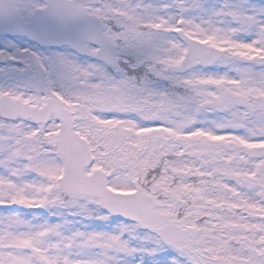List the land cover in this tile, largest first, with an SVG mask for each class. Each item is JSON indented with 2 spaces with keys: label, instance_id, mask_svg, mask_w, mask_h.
Returning a JSON list of instances; mask_svg holds the SVG:
<instances>
[{
  "label": "snow or ice",
  "instance_id": "1",
  "mask_svg": "<svg viewBox=\"0 0 264 264\" xmlns=\"http://www.w3.org/2000/svg\"><path fill=\"white\" fill-rule=\"evenodd\" d=\"M138 7L104 0L0 4V24L44 43L69 37L78 51L97 60L80 63L30 49L16 55L0 51V59L24 65L0 69V207L46 210L49 217H58L52 222L35 214L28 219L20 212L0 213V264H264V216L237 210L221 220L205 219L197 224L198 231H189L197 223L192 206L175 197L160 198L157 185L167 179L165 162L151 167L153 161L131 147L134 136L103 144L95 136L102 131L97 121H125L140 129L167 126L114 106L117 93L131 98L153 78L151 50L127 46L121 39L123 27L113 20L114 10ZM161 10L165 16L159 15ZM168 17L181 28L197 18L202 26L223 25L237 42L264 47V9L227 2L210 9L207 0H173L162 3L151 19ZM74 27L79 28L75 36ZM242 29L250 39L236 36ZM72 104L80 107L72 109ZM250 120L254 137L247 130L217 134H240L264 143V116ZM229 186L241 191L235 183ZM122 191L136 194H113ZM20 195L45 206L11 202ZM241 196L264 209V172ZM232 202L239 203V198ZM228 220L250 230H225Z\"/></svg>",
  "mask_w": 264,
  "mask_h": 264
},
{
  "label": "rangeland",
  "instance_id": "2",
  "mask_svg": "<svg viewBox=\"0 0 264 264\" xmlns=\"http://www.w3.org/2000/svg\"><path fill=\"white\" fill-rule=\"evenodd\" d=\"M164 2L171 4L173 0H115L114 2L121 6L139 5L132 12H126L122 8L114 10L113 19L116 24H121L123 27L121 39L125 44L129 47H148L151 50L149 59L154 61L150 68L153 73L152 80L147 82L145 87L137 90L131 98L117 93L114 106L144 121H152L154 125L158 124L155 121H160L167 126L140 129L135 124L125 121H97L102 131L95 133V136L102 144L106 140L123 141L128 136H134L131 147L146 155L157 167L162 159L169 156L170 160L165 165L171 171L170 176L174 175L176 178L170 177V181L168 178L165 179V186H160L163 182L158 184L161 189L160 194L164 195V200L175 197L181 205L192 206L191 210L197 218V223L189 226L190 231L199 230L197 224L204 222L209 209H213L212 206L215 209L213 213L215 220L231 217L237 210L245 214L251 213L254 217L264 216V209L250 204L241 196L242 191H250L254 184L260 181V173L264 172V161L248 159L249 152L264 143L250 142V139L240 134H217L232 131L243 133L247 130L252 137L256 135L252 131L253 122L250 118L255 117L259 120L264 116V103H262L264 102V68H261L259 63L264 57V47L237 42L233 34L223 25L212 23L202 26L199 18L193 22L185 21L182 28L174 17L154 22L151 17L155 16L157 9ZM224 2L243 3L249 10L253 7L264 9V0H207V5L212 9ZM171 11H175V8ZM141 12L143 17L139 15ZM159 15L165 16L166 13L161 10ZM121 18H124L123 24ZM177 31L220 49L225 53V58L211 67L183 70L182 62L186 47L176 36ZM244 33L245 30L242 29L236 36H241L244 40L250 39ZM66 57L74 59L72 56ZM76 61L89 63L80 59ZM132 74L130 72L129 75ZM236 97L246 100L249 106L240 105L235 101ZM63 103L67 102L63 101ZM69 107L76 109L80 105L72 104ZM192 128L201 131L186 135V130ZM172 157L178 158L177 162L181 158L184 159L183 163L172 169L170 163ZM249 169L254 171L250 172ZM63 178L62 173L56 177V182L61 183ZM214 178L217 179L216 187L220 190L208 183ZM233 183L239 185L241 191L229 186ZM177 187L180 188V194H174ZM51 190L49 188L46 191ZM133 193L119 192V194ZM237 198L239 203H233L232 201ZM11 202L22 203L26 208L45 206L44 202L23 195L14 197ZM52 210L69 209L53 208ZM70 210L76 211V208ZM10 212H20L28 219H32L35 214L44 216L52 222L58 220L57 216L49 217L46 210L0 207V213ZM170 215L174 217V213ZM84 223L87 225L92 222L84 221ZM223 227L225 230L240 228L245 231L250 230L247 225L233 223L231 220L225 221Z\"/></svg>",
  "mask_w": 264,
  "mask_h": 264
},
{
  "label": "water",
  "instance_id": "3",
  "mask_svg": "<svg viewBox=\"0 0 264 264\" xmlns=\"http://www.w3.org/2000/svg\"><path fill=\"white\" fill-rule=\"evenodd\" d=\"M12 2H15V0H0V4L12 3ZM78 31H79V28L74 27L72 30V35L75 36V34L78 33ZM0 35H11V36L25 37V38L29 39L30 41L37 42V43L41 44L42 46L70 47L74 51L82 54L80 51H78L73 46V44L71 43V39L69 37H62L60 40H58L56 42L44 43L34 36H31L29 34H24L21 31L15 29V28L6 26L4 24H0ZM179 37L187 45V54L185 56L184 63H183V69H185V70H190L193 67L197 66L198 64L200 66H211L212 64H214L215 62H217L218 60L223 58V56H224V54L221 51L214 49V48L210 49L207 47V45L200 43V42H197V41H194L184 34L180 33ZM82 55H86V54H82ZM198 60H200V63H197ZM238 102L243 103L242 100H238ZM250 157L254 158V159H264V147L256 148L250 154ZM63 180H64V178L62 179L61 183L63 182ZM113 194L114 195H122V194H116V193H113ZM135 194L136 193L128 194L125 196H131V195H135Z\"/></svg>",
  "mask_w": 264,
  "mask_h": 264
},
{
  "label": "flooded vegetation",
  "instance_id": "4",
  "mask_svg": "<svg viewBox=\"0 0 264 264\" xmlns=\"http://www.w3.org/2000/svg\"><path fill=\"white\" fill-rule=\"evenodd\" d=\"M107 1L108 0H104V2L106 3ZM22 49L39 51L40 53H43L46 56H58V55L65 56V53H70L71 56L74 58V60L77 58L75 54L73 55L72 52H70L67 49L58 50V49L44 48L35 43H30L29 41L23 38L0 36V51L16 55L18 51ZM0 67H3V69H11V68H23L24 65L22 63H15L12 61H5L3 59H0Z\"/></svg>",
  "mask_w": 264,
  "mask_h": 264
},
{
  "label": "trees",
  "instance_id": "5",
  "mask_svg": "<svg viewBox=\"0 0 264 264\" xmlns=\"http://www.w3.org/2000/svg\"><path fill=\"white\" fill-rule=\"evenodd\" d=\"M129 74H130V72H129ZM100 143H101V142H100ZM137 152H140V151H137ZM169 158H170V157L168 156V157H166L165 159H162L161 162L164 161V162L166 163L167 161L170 160ZM177 159H178V158H174V157H172V159H171L172 162H170V163H171V167H172V169H173L174 167L179 166V165H181V164L183 163V160H184V159L182 160V158H181L178 162L176 161ZM181 160H182V162H181ZM161 162H160V163H161ZM153 163H154V162H153ZM153 163H152L151 167H154V168L157 167V165H156L155 163H154V164H153ZM166 175L168 176V177H167L168 180H169L170 177H172V178H176L174 175L170 176V175H171V171L169 170V168H168V169L166 168ZM171 180H172V179H171ZM164 181H165V180H164ZM164 181H163V184H161L160 186H165V185H164ZM169 181H170V180H169ZM209 182H210L211 185H212L213 187H215L217 190H220L219 188L216 187L217 179L214 178V179L208 181V183H209ZM157 188L159 189V186H158V185H157ZM172 189H173V188H172ZM172 189H171V190H172ZM160 192H161V189H159V195H160L161 200H164V195L161 196ZM217 193H218V192H217ZM219 193H220V192H219ZM174 194H180V188L177 187V188L175 189V191H174ZM211 206H212V205H211ZM212 208H213L212 210L209 209V211H208V216L206 217V218H208L209 220H213V218H214V217H213V213H214V210H215V209H214L213 206H212ZM206 218H205V219H206ZM205 219H204V220H205ZM204 220H203V221H204Z\"/></svg>",
  "mask_w": 264,
  "mask_h": 264
}]
</instances>
